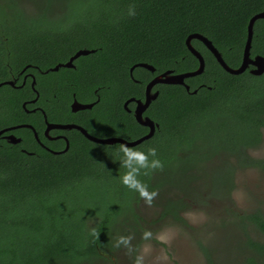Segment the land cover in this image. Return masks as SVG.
Masks as SVG:
<instances>
[{
    "label": "trees",
    "instance_id": "trees-1",
    "mask_svg": "<svg viewBox=\"0 0 264 264\" xmlns=\"http://www.w3.org/2000/svg\"><path fill=\"white\" fill-rule=\"evenodd\" d=\"M62 3H66L65 10L57 7ZM18 6L17 0H0V76L8 74L7 61L18 66L13 61L18 51L21 63L29 61L47 68V96L52 102L47 114L53 109L62 115L69 114L74 93L79 100H85L93 98L94 90L99 88L103 105L85 113L103 123L101 128L98 122L97 126L86 125L102 137L111 128V116L124 113L122 101L129 96L144 97L145 84L155 75L198 68L197 58L186 45L190 34L201 33L209 38L231 68L240 65L249 20L264 11V0H47L45 7L42 0H36L25 9ZM130 9L134 14L129 15ZM191 43L202 54L205 68L200 75L185 80L192 84L204 82L212 88L193 95L179 84L156 86L159 94L148 114L159 128L138 145L94 143L73 131L70 147L63 153L37 148L34 154H26L18 146L0 141V264H119L128 257L135 261L136 251L154 240L153 235L170 225L168 222L187 226L184 213L195 205L230 201L229 189L225 196H218L199 172L193 173L196 165L208 169L215 166V161L239 155L247 161L246 168L264 171V158L251 154L262 142L260 128H254L249 140L234 134L238 131L229 135L225 132L227 127L236 128L231 119L254 126L264 123V92L258 90L262 78L232 75L202 42L193 39ZM81 49L94 52L75 59L74 67L50 70L66 63ZM250 55L264 56V19L254 23ZM139 63L151 64L155 71L138 66L131 74L130 69ZM254 85L257 92L252 90ZM38 87L43 95L45 89L41 84ZM6 88L1 90H11ZM239 88H244L243 101L247 105L232 117L226 106L230 99L237 98ZM8 93L13 95V90ZM8 101L1 107V115L11 110L8 106L19 108L13 97H8ZM125 117L123 128L112 135L127 141L141 138L147 128L133 116ZM224 134L225 146L221 141ZM196 138L200 139L195 146L192 141ZM173 140L186 144L175 146ZM149 148L156 149L155 156L148 153ZM170 148L175 150L173 155L178 163L187 161L190 155L196 159L185 171H178L181 178L189 177L185 189H178L173 181L169 184L174 190L167 192V198L156 201L154 195L149 203L132 187L134 194L124 206L127 217L118 221L117 207L102 206L99 212H93L86 206V197L79 190L104 154L139 149L147 157L143 181L150 193H158L155 171L159 167L148 165L153 159L167 162ZM127 189L122 191L131 194ZM139 202L157 207L152 213L157 221L139 210L141 205H135ZM214 210L219 212L221 207ZM230 215L238 218L245 245L250 248L241 264H264V212L258 208L249 214ZM157 222L163 224L156 231ZM145 232L150 235L145 236ZM121 236L131 237L127 245L117 243Z\"/></svg>",
    "mask_w": 264,
    "mask_h": 264
},
{
    "label": "rangeland",
    "instance_id": "rangeland-1",
    "mask_svg": "<svg viewBox=\"0 0 264 264\" xmlns=\"http://www.w3.org/2000/svg\"><path fill=\"white\" fill-rule=\"evenodd\" d=\"M17 2L19 5L17 8L25 9L28 4L35 3L36 0H17ZM42 4L45 7L47 0H42ZM65 4L62 3L57 7L65 10ZM255 86L252 90L257 92L258 87ZM258 90L264 92V86L261 88L259 86ZM263 115L264 113L261 114L262 117ZM235 127H227L226 134L238 131L240 139H252L255 126L250 122L242 120ZM199 139L196 138L192 144L196 146ZM225 140L226 135L224 134L221 136L223 146H225ZM185 144L180 140L174 141L175 146L182 147ZM199 146H204V144L200 143ZM168 151L171 153L169 160L161 162V166L155 171V174L158 172V178L155 180L159 187L158 193H155V200L167 198V192L169 194L170 190H174V186L169 184L173 181L178 189H185V181H188L189 177L181 178V173L178 171H185L188 165L196 163L193 155H190L187 161L178 163L176 156L173 155L175 150L170 148ZM138 152H140L139 149L111 155L107 153L102 156L93 172L85 177L79 190L86 197L85 204L91 208L90 211L99 212L102 206L106 209L117 207L120 213L115 217V221L127 217L124 206L134 192L132 187L122 182L121 178L125 174H130L128 176L130 183L134 184L139 181L148 187L143 181L145 164L142 166L143 162L136 155ZM251 154L253 157H263L264 147L254 150ZM237 156L225 157L221 162L215 161V166L208 167V169L202 170V165H196L197 170H193V173L199 172L206 184L215 188L213 193L218 196H225L234 182L230 201L225 203L224 200V203L214 205L209 202L206 206L195 205L190 211L184 213L189 223L187 227L172 224V221L168 222L170 225L164 226L155 235L152 234L154 240L150 239L142 245L141 249L139 248L140 251H136L137 257H142V264H241L245 261L250 248L245 245L243 229L238 225V218L230 213L243 214L255 210L256 207L264 212V171L246 168L247 161L242 156ZM168 174H170L169 177H167ZM162 180H165L163 184ZM126 188L132 193H124L122 190ZM134 191L140 196L137 188L134 187ZM135 205H141L139 210L148 212L147 217L151 216L157 221L152 216L157 207H146L145 203L142 205V202ZM219 207H221L219 210L221 213L212 212ZM161 224L158 223L154 227L156 231ZM133 262L128 257V260L122 259L119 264H133Z\"/></svg>",
    "mask_w": 264,
    "mask_h": 264
},
{
    "label": "flooded vegetation",
    "instance_id": "flooded-vegetation-1",
    "mask_svg": "<svg viewBox=\"0 0 264 264\" xmlns=\"http://www.w3.org/2000/svg\"><path fill=\"white\" fill-rule=\"evenodd\" d=\"M18 57H20L19 51L17 52V58L13 59L15 65H18V66L13 67L7 61L5 66L7 67L8 74L4 78L0 76V79H1L0 84H2L0 86V90L6 87H7L6 89L8 88L11 89L7 91H3V90L0 91V141H5L11 145L18 146L19 150L26 154H34L35 152L34 150L37 148H40V149H43V150H46V151H49L55 154L63 153L67 151L70 147V137L69 136L71 135V133H73V131L79 132L84 138L90 140L80 130L76 128L63 129V128L52 127L54 125H59V126L77 125L85 129L91 136L99 138V139L121 138L125 140V138L118 136L116 134L112 135V132L117 131V133H119L118 130L120 131L121 128H123L122 126L124 125V123H126V117H125L126 114L133 116L134 119L137 121L135 117V112L138 108V100H140L141 102H145L146 87L148 83L151 80H153L156 76L155 75L149 82L145 84L144 97L129 96L128 98H125L122 101V109L124 113L118 112L117 116H113L115 114L114 113L111 116V119H110L111 121L108 123L109 125H111L110 130L103 132L102 137H98L93 132H91L86 127V125L89 124L91 126H94V125L97 126L96 124L98 122L99 128H101L103 126V123L101 121H98V119H95L93 117L91 118L88 117V114L85 112L92 111L94 107L98 109L99 107L103 105L102 95H100L99 93V88L94 90L93 98L88 97V98H85V100H79L76 97V94L74 93L71 97L70 104L68 106L70 110L69 114L67 113L66 115H62L60 114V112L54 111L55 109H53L52 111H50V113L47 114V108L51 109L50 105H52L50 97L47 96V73L49 70H47V68L42 69L40 65L31 63L27 60H25L27 62L21 63L23 59L18 58ZM240 65H238L237 67H232V68L237 69L240 67ZM62 67L63 66H61L60 68ZM254 69H255V66L253 64H249L248 67L242 73H239V74L230 73V74L242 75V76L252 75L255 77H260L262 78L261 79L262 84H260V86L261 87L264 86V72L260 75H256L253 73ZM130 73H131V69H130ZM40 84L45 89L43 95H41V92L38 87L40 86ZM185 84L188 86V88L185 85H181V86H184L186 91L189 93H192L193 95H197L202 89L212 88L206 83L198 82V81L197 83L192 84V83H188L185 80ZM158 85H162V84L155 85L152 89V93L159 91V89L156 88V86ZM12 90H13V95L8 93ZM6 93H8V95ZM236 95H237V98H235L234 100L230 99L229 105L226 106V109H229V113H232L231 114L232 117H235V114L240 113L243 110L242 107L244 105H247L245 104V101H243V98L245 95L244 88H239ZM8 97L9 98L13 97V99L16 100L15 106H19V108L18 109L16 108L15 110L11 106H8L9 109L12 110V112L11 110L8 111L7 109L6 114L1 115V112H2L1 107L3 108L4 104H7V102H9ZM153 102L154 100H152L149 106L143 111L142 115L144 118L148 117L155 123V126H156L155 132H156V130L159 128V125L148 114V112L153 107ZM75 103H79L82 105L93 104V106L91 108L74 110L73 108H74ZM55 108L57 109L58 105H56ZM263 119H264V115H263ZM84 120L86 121L85 123H84ZM112 121H113V124H111ZM230 121L233 124V126H236L239 120L231 119ZM142 126L147 128V131L145 132V134H147L150 131V128L145 125H142ZM255 127L260 128L263 134L262 142L258 144L257 148L253 149L256 151L264 147V123L259 122L256 124ZM234 134L238 135V132H235ZM135 140H132V141H135ZM92 142L95 143V141H92ZM100 144H105V143H100ZM117 144L123 145L122 143H119V142L114 143V144H109V145H117ZM260 158H264V156ZM205 164L209 166L210 162H205ZM231 188L229 189L230 195H231ZM256 209H258V207H256L255 210H251L250 212H247V213L249 214V213L255 212Z\"/></svg>",
    "mask_w": 264,
    "mask_h": 264
},
{
    "label": "water",
    "instance_id": "water-1",
    "mask_svg": "<svg viewBox=\"0 0 264 264\" xmlns=\"http://www.w3.org/2000/svg\"><path fill=\"white\" fill-rule=\"evenodd\" d=\"M257 19H264V11L253 15L249 20L248 27H247V39H246V43L244 46L242 63L240 67L237 69L231 68L225 62L219 50L214 46L213 42L209 38H207L205 35L201 33H192L187 37L186 39L187 48L197 58L199 62L198 68L194 71L184 72V73H173L172 70H168V71H165L155 76V78L148 83L146 87V93H145V102H141L140 100H138V108L135 112V117L137 121L140 124L148 126L150 128V131L144 136H142L141 138L135 141H127L121 138L99 139V138L91 136L85 129L77 125H63V126L54 125L52 127L63 128V129L76 128L80 130L87 138H89L92 141H95L98 143H105V144H114V143L119 142V143H122L126 147H133L141 143L142 141L149 139L150 137L153 136L156 126H155V123L151 119H149L148 117L144 118L142 113L149 106L152 100H155L159 94L158 92L152 93L153 87L157 84H179V85H185L188 88V86L185 84V79L200 75L204 71L205 60L202 54L192 45L191 41L193 39H197L200 42H202L204 46L213 54V56L215 57L217 62L220 64V66L226 71H228L229 73H232V74L242 73L248 67L249 64H253L255 66V69L253 70L254 74L260 75L264 72V56L256 55L254 58H252L250 55L251 44H252V39H253V27ZM92 52H94V50H88V49L78 50L72 57H70V59L66 63L58 64L54 68H51V70L56 71L61 66L74 67L73 62L75 59L79 58L80 56H84L89 53H92ZM137 66L146 68L152 72L155 71L154 66H152L151 64L139 63V64L134 65L131 68V74H132L133 69ZM1 85L2 84H0V86ZM92 106L93 104L82 105L79 103H75L73 109L74 110L86 109V108H91Z\"/></svg>",
    "mask_w": 264,
    "mask_h": 264
},
{
    "label": "clouds",
    "instance_id": "clouds-1",
    "mask_svg": "<svg viewBox=\"0 0 264 264\" xmlns=\"http://www.w3.org/2000/svg\"><path fill=\"white\" fill-rule=\"evenodd\" d=\"M132 14H134V12L130 9L129 10V15H132ZM148 153L153 155V156H155L156 149L155 148H149L148 149ZM136 155L143 162L142 163V166H143L145 164V161L147 160L146 155L143 152H138V153H136ZM148 166L155 168V167H160L161 164H160V161L158 159H153ZM129 175L130 174H125V176H123L121 178L122 182L125 183V184H128L129 187L137 188L139 193H140V195L142 197H146L148 202L150 203L151 202V197L155 195V192L153 191V192L150 193L148 191L147 187L145 185L141 184L139 181H136V183H134V184L130 183L129 182V178H128ZM144 235L148 236V235H150V233L145 232ZM130 239H131V237L121 236V237H119V240L117 241V243L118 244L119 243H123V244L127 245ZM133 264H142V257L138 256L135 259V261L133 262Z\"/></svg>",
    "mask_w": 264,
    "mask_h": 264
}]
</instances>
